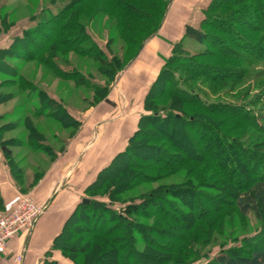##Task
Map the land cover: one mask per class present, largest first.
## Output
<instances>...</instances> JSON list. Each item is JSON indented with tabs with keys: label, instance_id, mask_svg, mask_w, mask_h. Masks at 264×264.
Returning <instances> with one entry per match:
<instances>
[{
	"label": "rangeland",
	"instance_id": "rangeland-1",
	"mask_svg": "<svg viewBox=\"0 0 264 264\" xmlns=\"http://www.w3.org/2000/svg\"><path fill=\"white\" fill-rule=\"evenodd\" d=\"M59 1L0 0V7L6 4L5 8H0V18L5 19V24L11 25L8 31L0 33V139L5 151L8 153L11 164L17 172L16 180L18 184L23 190L27 191L25 194L40 179V175L36 176L34 174L32 165H38L41 169H45L49 163L54 161L57 154L64 151L66 144L70 142L73 135L81 127L85 112L89 108L97 106L98 101L104 99L110 90L115 88L116 78L132 65L140 53L117 75L115 80H111L107 76L108 72L97 70L93 59L79 57L70 50L67 46L69 41L64 40L58 43L54 39L55 50L48 47L49 42H46L42 36L43 33L45 35L50 34L47 27L40 29L42 34L36 33L31 37L27 35V37L33 38V44H26L25 49L18 48L19 45L16 47L18 41L15 39L25 35V30L32 28L37 22L48 16L47 13L57 11L63 5V2ZM124 1L132 7H141L149 11L155 18L157 10L159 11L163 4V0H150L151 3H146V0ZM209 2L210 0H171L167 12L171 15L176 13L175 17L183 14L188 24L197 27L203 17L202 10ZM245 2L248 6H251L253 1L245 0ZM253 6L244 8V4L232 3L227 5L223 11L243 10L244 13L236 20L232 31L238 32L242 38L248 41L259 44L262 43L260 39L264 35V30L255 29L248 23V20H254V23L260 27L264 26V5ZM78 8L79 6L76 7V10ZM81 8H83V12L78 20L87 27L89 34L102 49H105L106 52L108 49L116 59L121 61L127 60L136 50V41L130 40V38L133 39L132 37L129 40L127 38L130 34L127 30L129 26L134 29L133 24L138 22L136 26L139 37H144L152 30L151 23H145L144 25L139 21H135L131 16L114 8L110 0H86ZM186 8L188 14H185ZM75 12V9H73L72 14ZM180 26H182V23ZM180 36L179 39L171 43L168 57L171 55L172 47L175 44L177 46L178 43L189 54L200 52L205 47L203 43L190 37L184 38L183 34H180ZM218 39L215 44L208 43L209 49L215 54L222 53L223 55L202 58L200 60L203 64L202 67L195 66L191 68L188 66L194 72L191 76L187 75L186 72L180 70L179 72L184 77L189 76L188 85L201 93L206 101L211 103L223 101L246 104L256 95L264 92V50L249 51L237 47L227 34L218 35ZM224 45L229 47L231 52L220 51ZM40 46L43 50L38 51ZM13 47H16V51H13L14 54L9 49ZM24 53L32 55L38 53L40 60H43L67 78L64 79L61 75H56L49 66H45L42 62L25 59ZM234 53H240L241 57L233 56ZM3 67H6V69ZM12 68H15V70H11ZM215 68L219 70V73L213 72ZM79 73L84 75L88 84L80 85L76 84L77 81L70 80L76 77L75 74ZM14 74L17 75L13 76ZM18 76L22 77L24 86L29 84V87L20 86ZM97 84L107 85L109 89L107 94H105V91L95 90L93 87ZM39 90L47 94H44L41 98L38 96ZM48 96L51 97L50 99L53 98L54 101L52 102ZM47 99L50 100L49 105L51 108L58 106L66 108L76 119L75 127L72 128L70 125L60 123L56 118L38 119L34 116L33 112L42 108L47 103ZM169 100L170 97L168 96L161 98L159 109L165 108ZM263 103L264 100H261L254 107L253 111L258 118L263 110H256V108ZM174 107V109H177V107L182 108L186 116L201 112L196 107L182 103L175 104ZM143 113L145 111L141 114ZM202 115L212 118L214 122L218 123V127H221L230 136H236L250 144L253 143V140L250 139L251 136H264V129L258 131L237 119H226V117L213 113L202 112ZM258 123L259 125L263 124L260 121ZM158 126L144 129L147 137L152 136L155 138L148 137L149 139H146L143 143L147 146L168 148L171 153L182 159L183 164H176L179 161L177 158L172 159L171 162L173 163L170 164L158 162L157 156L166 159L163 154L150 156L142 151L139 155H130L135 166H129L127 159L123 160L121 166L124 168V172L119 173L118 179L110 180V184L116 186L113 198L119 202L137 200L149 191L165 186L171 189L175 186L188 187L185 182L198 184V189L215 200L209 204L200 196V198L194 197V202L196 203L199 200L204 207L214 208V212L196 220L192 218V214L186 220L176 219L177 221L170 222L160 220L158 217L137 219L142 223L143 228H156L160 231L152 234L156 247L152 249L140 246L139 250L155 256L154 260L148 259L149 261L146 260L145 264H212V258L220 250L242 246L243 239L254 234L262 226L261 221L253 214L240 215L234 203L236 196L251 192L252 185L249 181L260 176L262 160H255L237 153L238 167L234 178L235 180L241 176H244V178H242L243 183L240 184L239 182L237 187H232L227 180L219 175L214 166L207 161L202 162L200 158L196 157L201 150L188 125L180 122L177 125L169 126L167 122L164 127L159 128ZM29 127L32 129L31 133L28 130ZM27 135H30L32 140L40 146L46 145L50 150L53 149L56 154L51 156L50 154L32 152L24 148L20 141L24 140ZM190 149L193 154L190 153ZM252 164H254L253 172L250 170ZM19 168H23L24 172L20 173ZM137 174L140 177H145L144 182H138L133 187L131 186V189H128L130 186H126L124 182L128 180V176ZM102 192L103 189L93 192V194ZM113 206L117 208L118 204L114 203ZM215 207L220 209L216 210ZM84 242L83 238L73 239V243L76 245H82ZM75 254L77 255H73L76 257L77 264H90L89 261L91 260L94 261L91 264H116L114 263L115 256L108 252L107 248H103V252L98 254L97 259L96 256L85 260L82 254Z\"/></svg>",
	"mask_w": 264,
	"mask_h": 264
},
{
	"label": "trees",
	"instance_id": "trees-1",
	"mask_svg": "<svg viewBox=\"0 0 264 264\" xmlns=\"http://www.w3.org/2000/svg\"><path fill=\"white\" fill-rule=\"evenodd\" d=\"M252 1V5L248 6V4H245L247 3L245 0H210L208 5L202 10L203 17L199 26L196 27L191 24H186L184 26L183 37H190L197 42L203 43L205 45L204 49L200 52L189 54V52L180 46V43L172 47L171 55L164 60L157 76L152 81L149 90L143 98L145 113L140 115L135 130L128 137L126 147L118 152L106 166L101 168L96 178L85 187L82 199H88V203H83L81 199L75 206L74 210L64 222L61 231L54 237L51 249L46 252V256L41 264H77L76 257L74 256L77 254L75 253L82 254L85 260L96 256L97 259L98 254L103 252V248H107V251L115 256L116 259L114 263L116 264H145L146 260H154L155 256L148 252H140L139 247L143 246L152 249L156 247L152 234L159 230L149 227L143 228V226H141L142 223L137 219L158 217L160 220L170 222L176 219L186 220L190 217V214H192V218L196 220L202 217L204 218L206 215L214 212V208H206L199 200L195 203L193 199L194 197L200 198V196H202L209 204L214 202L215 199L198 189V184H191L188 182H185V185L188 187L175 186L170 189L165 186L154 191H149L145 196L137 200L124 202L114 200L113 195L116 186L110 184V180L118 179L119 173L124 172V168L121 166L123 160L127 159L129 166H135L130 155H139L142 151H145L150 156L163 154L166 156V159L157 156V160L164 164L173 163L171 161L174 158L179 159L178 156L171 153L166 147L147 146L143 143L146 139L153 138L152 136H148L149 138L147 137L144 130L145 128L151 129L158 125L159 128L161 126L164 127L167 122L169 126H173L174 124L177 125L180 122L188 125L201 150L196 157L200 158L202 162L207 161L214 166L219 172V175L227 180L228 184L232 187H237L239 182L240 184L243 183L242 178H244V176L239 177V179L237 178V180L234 178L236 168L238 167L236 161L237 153H241L255 160H262L263 164L260 176L255 180L249 181L252 185L251 192L240 194L236 196L234 200L235 207L240 215L245 216L253 214L261 221L262 226L251 236L245 237L242 246L220 250L212 258L211 263L264 264V136H251L250 139L253 140V143L251 142L252 144H250L246 140L236 136H230L221 127H218V123L214 122L212 118L202 115V112L213 113L226 117V119H237L243 124L261 131L264 129V103L256 108V110H263L259 118L253 110L261 100H264V92L256 95V97H253L246 104L223 101L211 103L206 101L201 93L188 85L187 81L189 76L184 77L179 72L180 70L191 76L194 72H192L188 66L191 68L195 66L202 67L203 64L200 62L202 58L223 55L222 53L215 54L209 49L208 43H217L219 40L218 35L227 34L235 46L242 47L245 50L263 51L264 35L260 39L262 43L255 44L242 38L238 32L232 31L233 25L236 24V20L240 18L244 11L240 9L234 12L223 11L227 5L232 3L244 4V8H251L253 5H255V7L264 5V0ZM59 2H63V5L57 11L47 13L48 16L37 22L32 28L25 30V35L15 39L18 41L16 47L19 45L18 48L21 47V49H25L24 46L26 44H33V38L29 37L36 33L42 34L40 29L47 27L50 34L45 35L43 33L42 36L46 42H49L48 47L55 50L54 39H56L58 43L64 40L69 41L66 43L70 50L75 52L79 57L93 59L97 70L108 72L109 74L107 76L110 77L111 80H115L117 75H119L141 51L145 42L157 34L171 0H163L161 8L159 11L157 10L156 18L153 17L149 11L141 7H132V5L126 3L124 0H110L114 8L131 16L135 21H139V23L144 25L145 23H151L152 25V30L144 37H139L138 35L139 31L136 26L138 22H136L137 24H133L134 29L128 25L129 29L127 30L130 34H128L129 36L127 38L129 40V38L132 37L133 39L130 38V40L136 41V50L125 61L116 59L107 48V52L105 49H102L89 34L87 27L78 20L83 12V8L81 7H83L86 0H60ZM145 2L151 3L150 0H146ZM5 5L6 4H3L0 8H5ZM77 6H79L78 10H76ZM73 9L76 11L74 14H72ZM4 20V18H0V33L8 31L11 26L5 24ZM248 23L255 29L264 30V26L260 27L256 25L254 20H248ZM27 35H29V37H27ZM16 47L9 49L13 53V51H16ZM39 50H43V48L40 46L38 47V51ZM220 51L231 52L230 48L225 45L221 47ZM38 53L35 55L24 53V58L27 60H36L42 62L45 66H49L46 62L38 58ZM233 56L241 57L240 53H234ZM204 67L206 66L204 65ZM3 68L6 69V67ZM50 68L56 75H61L53 69V67ZM11 70H15V68ZM213 72L219 73V70L215 68ZM16 75L14 74L13 76ZM61 76L64 79L67 78L65 75ZM75 76L76 77L73 78L74 80H70L77 81L78 83L76 84L80 85L85 83L88 84L84 75L79 73L75 74ZM22 80V77L18 76L19 85L24 88L29 87V84L24 86ZM93 88L95 90L105 91V94H107L109 90L107 85L97 84ZM44 94L46 95L47 93L39 90L38 96L42 98ZM167 96L170 97V100L167 102L165 108L159 109V100ZM50 98L51 97H49V99ZM50 100L52 102L54 101L53 98ZM50 100L47 99V103H45L42 108L35 110L33 112L34 116L38 117V119H45L46 117L56 118L60 123L70 125L72 128L73 126L75 127L76 119L74 116L62 106L51 108L49 105ZM179 103L196 107L201 112L186 116L182 108L177 107V109H174L175 104ZM44 111L46 112L44 113ZM259 121L263 122V124L259 125ZM28 130H30L31 133L32 129L30 127ZM20 142L24 148L32 152H42L47 155L50 154L51 156L56 154V151L53 149L50 150L46 145L40 146L37 144V142L32 140L30 135H27V137ZM0 150L18 191L25 194L27 191L23 190L18 184L16 180L17 172L11 164L1 139ZM190 153L193 154L191 149ZM176 164L182 165V159H179ZM32 167L34 168V174L36 176L42 174L43 170L40 166L32 165ZM250 170L251 172L254 171V164H252ZM18 171L20 173L24 172L23 168H19ZM127 178L128 180H126L124 184L130 186L128 189H131L134 184L144 182L145 177H140V175L137 174L135 176H128ZM102 189V193L93 194V192ZM114 203L118 204L117 208L113 206ZM2 208L3 199L0 194V210ZM215 208L216 210L220 209L219 207ZM82 238L85 240L84 244L76 245L73 243V239ZM54 250L59 252L62 261L52 258V252ZM93 262L92 260L89 261L90 264Z\"/></svg>",
	"mask_w": 264,
	"mask_h": 264
},
{
	"label": "crops",
	"instance_id": "crops-1",
	"mask_svg": "<svg viewBox=\"0 0 264 264\" xmlns=\"http://www.w3.org/2000/svg\"><path fill=\"white\" fill-rule=\"evenodd\" d=\"M187 12L186 8L185 14ZM175 14L167 12L158 33L146 42L132 65L116 78L115 88L97 106L85 112L81 127L64 151L42 169L40 179L27 194L46 208L32 229L23 230L10 240L14 253H21V260L7 254L0 256V264H41L54 237L84 196L85 187L126 147L144 111L143 98L148 87L157 76L163 58L168 57L171 43L182 36L183 27L188 24L183 14L178 16L180 19ZM0 194L3 206L22 194L10 176L1 150ZM52 258L62 261L56 250Z\"/></svg>",
	"mask_w": 264,
	"mask_h": 264
},
{
	"label": "built area",
	"instance_id": "built-area-1",
	"mask_svg": "<svg viewBox=\"0 0 264 264\" xmlns=\"http://www.w3.org/2000/svg\"><path fill=\"white\" fill-rule=\"evenodd\" d=\"M46 205L37 203L29 194H20L0 210V256L10 254L21 260V253H14L10 240L23 230L32 229Z\"/></svg>",
	"mask_w": 264,
	"mask_h": 264
},
{
	"label": "water",
	"instance_id": "water-1",
	"mask_svg": "<svg viewBox=\"0 0 264 264\" xmlns=\"http://www.w3.org/2000/svg\"><path fill=\"white\" fill-rule=\"evenodd\" d=\"M81 201H82L83 203H88V199H86V198H83Z\"/></svg>",
	"mask_w": 264,
	"mask_h": 264
}]
</instances>
